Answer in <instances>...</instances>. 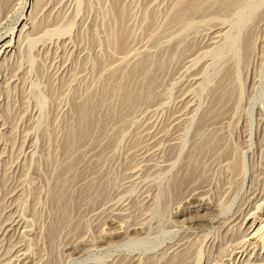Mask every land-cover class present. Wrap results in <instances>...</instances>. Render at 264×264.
I'll list each match as a JSON object with an SVG mask.
<instances>
[{
  "label": "rangeland",
  "instance_id": "obj_1",
  "mask_svg": "<svg viewBox=\"0 0 264 264\" xmlns=\"http://www.w3.org/2000/svg\"><path fill=\"white\" fill-rule=\"evenodd\" d=\"M0 264H264V0H0Z\"/></svg>",
  "mask_w": 264,
  "mask_h": 264
}]
</instances>
